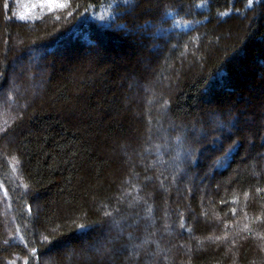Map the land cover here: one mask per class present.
Listing matches in <instances>:
<instances>
[{
	"label": "trees",
	"instance_id": "16d2710c",
	"mask_svg": "<svg viewBox=\"0 0 264 264\" xmlns=\"http://www.w3.org/2000/svg\"><path fill=\"white\" fill-rule=\"evenodd\" d=\"M11 12L0 0V264H264V0Z\"/></svg>",
	"mask_w": 264,
	"mask_h": 264
},
{
	"label": "rangeland",
	"instance_id": "374dc122",
	"mask_svg": "<svg viewBox=\"0 0 264 264\" xmlns=\"http://www.w3.org/2000/svg\"><path fill=\"white\" fill-rule=\"evenodd\" d=\"M57 0H9V8L12 11V15L17 18L18 20L23 21H30L34 20L37 17H39V14L45 15L49 11H52L58 7L54 6ZM59 2H62V0H59ZM24 17V19H21V17ZM109 17V12L107 10H102L100 12H91L89 18L95 21H98L100 23H103L106 18ZM32 55V53H29ZM40 57V56H39ZM43 60H36L35 58H31L28 62V67L31 69L35 68V65L37 63L40 64L41 67H44ZM19 70V68H17ZM17 69H15L14 73H17ZM19 73V72H18ZM14 76V75H13ZM11 80H14L11 76ZM17 76H15V79ZM211 123L213 125H216L221 130L227 131L229 134H233L235 130H237L239 127L238 122H231L230 127H227L224 123L219 121L216 117H212ZM220 125H223L221 127ZM191 137H195L196 139H199L202 137L201 134H192ZM207 155V154H205Z\"/></svg>",
	"mask_w": 264,
	"mask_h": 264
},
{
	"label": "snow or ice",
	"instance_id": "6c2138e0",
	"mask_svg": "<svg viewBox=\"0 0 264 264\" xmlns=\"http://www.w3.org/2000/svg\"><path fill=\"white\" fill-rule=\"evenodd\" d=\"M68 3H69V0H63V2H59V0H57V2L55 3L54 6L60 7V8H64V7L68 6ZM123 3L128 4V3H130V0H123ZM252 3H253V0H248L249 6H251ZM168 15H172L171 10H169ZM21 19H24V17L22 16ZM179 22H180L179 20H175V18H174V24H179ZM220 126L223 127V125H220ZM177 139H179V138H177ZM215 140H216L217 143H220L219 142V137H216ZM236 146H237V142L233 141V143L230 145L228 151L229 152L232 151ZM227 155H228V152L225 153V156H227ZM29 211H31L30 208H29ZM148 211L151 212V208L150 207H149ZM232 211H233V214H235V209H233ZM105 215L106 216H110L111 214L106 212ZM79 227H80V229L84 230L81 233V235H86L87 234V230L85 229V226L83 224H81ZM180 227L181 228L184 227L183 222H181ZM44 239L46 240L47 237H45ZM217 239H219V237ZM60 243H61V246H64V245H67L69 243V241H61ZM145 243H148V241L146 240ZM137 247H140V245H138Z\"/></svg>",
	"mask_w": 264,
	"mask_h": 264
}]
</instances>
